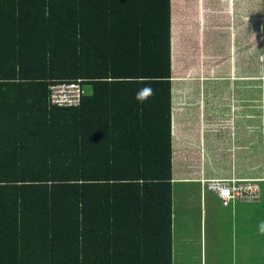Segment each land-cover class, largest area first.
I'll use <instances>...</instances> for the list:
<instances>
[{"label":"trees","instance_id":"obj_1","mask_svg":"<svg viewBox=\"0 0 264 264\" xmlns=\"http://www.w3.org/2000/svg\"><path fill=\"white\" fill-rule=\"evenodd\" d=\"M171 15L0 0V264H171ZM77 80V106L50 105Z\"/></svg>","mask_w":264,"mask_h":264},{"label":"crops","instance_id":"obj_2","mask_svg":"<svg viewBox=\"0 0 264 264\" xmlns=\"http://www.w3.org/2000/svg\"><path fill=\"white\" fill-rule=\"evenodd\" d=\"M171 19V264H264V0H172ZM215 179L260 198L223 206Z\"/></svg>","mask_w":264,"mask_h":264},{"label":"built area","instance_id":"obj_3","mask_svg":"<svg viewBox=\"0 0 264 264\" xmlns=\"http://www.w3.org/2000/svg\"><path fill=\"white\" fill-rule=\"evenodd\" d=\"M261 69H264V47L258 56ZM84 91L80 81L57 82L49 86L50 105L56 107H75ZM203 187L214 193L223 206L234 202H256L260 198L259 181L215 179L202 180Z\"/></svg>","mask_w":264,"mask_h":264},{"label":"rangeland","instance_id":"obj_4","mask_svg":"<svg viewBox=\"0 0 264 264\" xmlns=\"http://www.w3.org/2000/svg\"><path fill=\"white\" fill-rule=\"evenodd\" d=\"M83 91H84V93H90V92H91V88H90V86H84V87H83ZM249 181H253V180H249ZM209 260H210V259L206 260V264H209V263H210ZM210 261H211V260H210ZM216 264H217V263H216Z\"/></svg>","mask_w":264,"mask_h":264}]
</instances>
